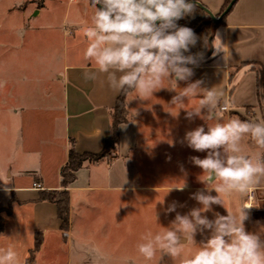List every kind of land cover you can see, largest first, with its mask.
I'll list each match as a JSON object with an SVG mask.
<instances>
[{
	"label": "crops",
	"instance_id": "crops-1",
	"mask_svg": "<svg viewBox=\"0 0 264 264\" xmlns=\"http://www.w3.org/2000/svg\"><path fill=\"white\" fill-rule=\"evenodd\" d=\"M51 1L42 0L31 8L28 17L48 10ZM227 1L201 0V3L218 18L229 4ZM93 12L89 0H81L73 12H66L57 45L46 46L45 56L49 60L43 62L44 68L31 76L23 88L6 78L7 86L11 87L7 96L9 104L0 111L17 117L19 137L15 143L17 157L12 156L0 165V217L3 218L0 248L13 246L21 264L26 263L37 233L42 235V243L32 264L43 256L52 236L59 237L55 239L60 243L58 247H66L69 255L76 256V264H103V255H93L87 246L91 209L103 204L106 193L118 195L126 189L149 187L140 183L142 166L132 158V154H145L144 148L150 151L155 137L152 130L143 131L141 122L148 114L159 111L154 100L159 92L171 94V99L176 95L167 89L155 92L150 100L133 99V92L127 94L128 121L119 124L116 153L85 163L77 170L68 188L69 222L63 229L57 204L39 199L40 194L62 188L61 169L68 161L71 140L80 152L98 153L104 149L106 137L112 133L111 113L119 96L109 87L105 74L97 72L95 79L85 78V72L96 71L95 63L84 58L88 44L85 29ZM47 27L59 29L60 25ZM210 38L211 50L194 68L190 82L203 80L202 87L214 86L230 97L233 110L223 118L264 120V0H235L214 25ZM215 48L224 52L214 55ZM186 86V82H179L180 88ZM15 100L19 103L16 106ZM170 101L166 99L165 106H172ZM185 103V108H193L199 98L185 99ZM136 110L138 115L132 119ZM161 113L165 114L163 110ZM178 114L185 118L184 110ZM247 143L256 147L250 141ZM257 152L264 150L257 148ZM153 166L150 163L151 171ZM5 187L9 190L5 191ZM257 189L264 193V179L253 190ZM122 257L126 262L125 256ZM135 259L137 264H153L138 253Z\"/></svg>",
	"mask_w": 264,
	"mask_h": 264
},
{
	"label": "clouds",
	"instance_id": "clouds-1",
	"mask_svg": "<svg viewBox=\"0 0 264 264\" xmlns=\"http://www.w3.org/2000/svg\"><path fill=\"white\" fill-rule=\"evenodd\" d=\"M200 2L89 0L94 12L85 29L88 44L84 58L95 63L96 71L85 72V78L95 79L97 72L103 73L113 91L125 96L133 92V99L150 100L161 89L175 92L170 105L183 109L189 122L199 118L207 124V131L203 125L197 126L181 140L195 152H206L204 158H189L202 170L203 179L199 180L205 187L191 195L200 206L181 214L176 202L169 204L165 214L175 212L174 220L163 231L140 236L136 245L139 256L145 261L158 257L159 262L167 256L173 262L180 259L181 264H264V225L255 232L245 229L248 210L253 207L241 205L229 212L225 204V197H243L264 179V152L252 154L243 147L247 140L264 150V120L232 116L224 122V114L233 110L230 97L214 86L202 87L203 80L190 82L203 54L190 53L199 38L193 29L177 22L193 16ZM215 49L214 55L223 51ZM181 81L187 86L180 88ZM191 98H199L198 105L185 108V99ZM136 115L137 110L132 119ZM185 187L175 189L183 191ZM213 205L226 208L227 215L214 212ZM208 212H213V219L205 215ZM198 233L204 237L199 244L195 241ZM190 241L198 247L184 255ZM0 264H21L13 246L0 248Z\"/></svg>",
	"mask_w": 264,
	"mask_h": 264
},
{
	"label": "rangeland",
	"instance_id": "rangeland-1",
	"mask_svg": "<svg viewBox=\"0 0 264 264\" xmlns=\"http://www.w3.org/2000/svg\"><path fill=\"white\" fill-rule=\"evenodd\" d=\"M80 1L52 0L48 3V10L29 18L28 12L42 0H0V108L4 109L9 104L7 96L11 87L7 86L6 78H11L15 85L23 88L31 76H35L42 67L44 68L43 62L49 60V57L45 56V51L48 50L46 46L57 45L58 36L62 33L63 16L66 12H73ZM181 21L182 19L177 22L178 25L182 24ZM49 24H59L60 28H48ZM39 51H42L41 56ZM51 60V63L55 64L52 58ZM170 97L171 94L166 96L159 92L154 98L155 108L159 111L150 116L148 114L141 122L143 131L152 130L155 134L151 150L144 148L145 154H132L133 160L142 166L140 183L147 184L150 188H139L136 191L126 189L118 195L106 193L103 195V204L91 209L88 218L90 242L87 246L93 255H103V264H137L136 245L140 236L147 231H163L164 227H168L174 220L175 212L165 214L169 204L176 202L177 211L181 214L200 206L191 199V195L205 187L199 180L203 179L200 176L202 170L194 166L189 158H204L206 152H195L182 144L181 140L187 131L197 126L203 125L207 131V124L199 118L189 122L183 119L182 114L177 113L180 112L177 106H165L166 99L171 100ZM17 104L19 103L15 100V106ZM161 110L165 114L161 113ZM223 121L226 122L227 119L223 118ZM18 132L17 117L0 111V165L12 156L17 157L15 143L19 137ZM145 146L143 144V147ZM243 147L246 152H257V148L249 145L247 141L243 142ZM113 153H116L115 149L109 152L108 157H112ZM150 163L154 165L152 171ZM184 184L186 187L183 191L175 189ZM170 189L172 190L169 192ZM254 191V202L250 206L253 208L248 210L250 218L245 221V229L249 232L258 231L260 225H264V193L258 189ZM211 194L216 195L215 191ZM248 195L249 193L241 197L233 194L225 197L228 211L234 212L241 205L246 206ZM213 211L227 215L226 208L219 205H213ZM205 215L209 219L214 218L213 212ZM58 238L50 237L49 245L36 264H76L75 255H69L66 247H58L60 243L55 240ZM203 239L199 233L195 236L197 244ZM196 247L198 245L190 241L185 246L184 255L192 254ZM96 249H99V252ZM123 255L126 262H123ZM152 261L153 264H181L180 259L173 262L167 256L161 262L158 257Z\"/></svg>",
	"mask_w": 264,
	"mask_h": 264
},
{
	"label": "trees",
	"instance_id": "trees-1",
	"mask_svg": "<svg viewBox=\"0 0 264 264\" xmlns=\"http://www.w3.org/2000/svg\"><path fill=\"white\" fill-rule=\"evenodd\" d=\"M230 0L227 1L228 4ZM180 26H186L193 29L196 36L199 38L195 47L190 49L191 54L202 53L206 56L211 50L210 37L212 36L213 27L216 23L212 21L209 14L200 6L193 16H188L182 19ZM189 53H186V55ZM112 133L106 137L105 147L98 153L80 152L76 149L74 140H71L69 149L68 161L61 169L62 188L44 190L41 192L39 199L49 200L57 204L58 215L62 221V228L66 229L69 222V186L76 178V172L83 167L85 163L97 161L103 157H107L111 150H114L119 142V124L128 121V110L126 96L119 94L112 113ZM3 228V218L0 217V231ZM42 243V235L37 233L35 236V245L30 251V255L25 264H32L35 253L39 250Z\"/></svg>",
	"mask_w": 264,
	"mask_h": 264
},
{
	"label": "water",
	"instance_id": "water-1",
	"mask_svg": "<svg viewBox=\"0 0 264 264\" xmlns=\"http://www.w3.org/2000/svg\"><path fill=\"white\" fill-rule=\"evenodd\" d=\"M234 2H235V0H231L229 2V4L227 5V7L222 12V14L220 15V17H218V18L206 6H204L201 2L198 4V6H200L201 8H203L211 16V19L215 23H218L222 19V17L230 10V8L233 6ZM99 7H101V6L99 5Z\"/></svg>",
	"mask_w": 264,
	"mask_h": 264
},
{
	"label": "built area",
	"instance_id": "built-area-1",
	"mask_svg": "<svg viewBox=\"0 0 264 264\" xmlns=\"http://www.w3.org/2000/svg\"><path fill=\"white\" fill-rule=\"evenodd\" d=\"M35 185L38 186V187L41 186L39 183H35ZM254 194H255V191L254 190H252V191L249 192L248 200L246 202V206L247 207H250L253 204L254 198H255V195Z\"/></svg>",
	"mask_w": 264,
	"mask_h": 264
}]
</instances>
